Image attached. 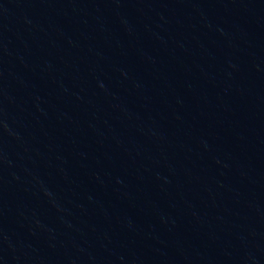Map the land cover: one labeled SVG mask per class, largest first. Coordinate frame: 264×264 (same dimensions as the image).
I'll use <instances>...</instances> for the list:
<instances>
[{"label": "water", "instance_id": "1", "mask_svg": "<svg viewBox=\"0 0 264 264\" xmlns=\"http://www.w3.org/2000/svg\"><path fill=\"white\" fill-rule=\"evenodd\" d=\"M0 264H264V0H0Z\"/></svg>", "mask_w": 264, "mask_h": 264}]
</instances>
